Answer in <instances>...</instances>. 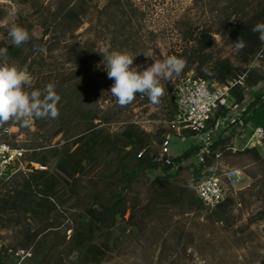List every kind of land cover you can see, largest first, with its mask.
Listing matches in <instances>:
<instances>
[{"label":"trees","instance_id":"obj_1","mask_svg":"<svg viewBox=\"0 0 264 264\" xmlns=\"http://www.w3.org/2000/svg\"><path fill=\"white\" fill-rule=\"evenodd\" d=\"M11 1L31 8L32 14H21L11 22L27 29L31 39L20 47L11 46L7 37L10 23L1 30L8 41H0V47L8 48V61L27 67L31 74L33 67L42 65L41 55L60 48L62 43L68 49V63L83 58L85 53L76 52L84 47L65 38L68 32L73 33L84 24V18L92 10L123 14L127 11L124 0H106L102 9L96 6V0H58L55 6L49 3L37 6L36 0ZM258 22H264V0H236L216 33L228 38L235 48L238 39L245 43L243 49L236 48L240 66L227 57H214L216 39L209 29L192 33V45L178 55L187 61L185 74L193 73L209 86L227 84L245 74V85H236L232 96L245 107L241 121L244 125L251 123L253 129L264 128V43L252 31ZM260 54L258 67L254 62ZM88 55L87 52V59ZM98 87L90 78H62L56 85L61 97L58 108L81 102ZM229 112L223 109L217 117ZM42 120H35L37 128H44L53 119H44L40 124ZM99 120L98 113L91 109L77 110L59 123L49 144L39 146V151L30 156L29 168L0 181V264H101L120 243L116 229L121 224L136 227L141 213L146 219L166 207L209 209L197 197L194 186L191 189L174 181L179 175L175 165L196 157L199 147L192 146L167 164L158 161L159 151L154 147L163 144L168 129L153 133L131 123L120 134H113L108 128H101L103 122L97 123ZM75 123L76 127L71 128ZM214 124L215 120L210 121V125ZM6 125L12 126L10 122ZM228 133L221 134L213 145L206 156V167L215 164L218 153H231ZM60 135L66 138L64 142L52 145V139ZM181 135L192 138L195 134L185 131ZM3 138L12 147L23 148L25 157L26 149L15 143L18 141L14 133ZM236 152L264 163L254 148ZM33 164L45 169H37ZM159 169L163 173H156ZM202 170L203 165L197 164V177ZM142 177L145 181L140 183ZM143 188L146 204L140 200ZM231 202L227 196L210 215L223 222ZM258 216L264 217V210ZM5 231L14 234L12 241H6L2 235Z\"/></svg>","mask_w":264,"mask_h":264},{"label":"rangeland","instance_id":"obj_2","mask_svg":"<svg viewBox=\"0 0 264 264\" xmlns=\"http://www.w3.org/2000/svg\"><path fill=\"white\" fill-rule=\"evenodd\" d=\"M235 1L124 0L126 14L115 10L105 13L92 10L84 18V24L73 33L68 32L65 38L79 42L84 47L76 52L85 53L83 58L77 63H68V49L62 43L60 48L52 52L45 51L41 55L42 65L33 67L32 76L34 87L41 90L49 82L57 85L62 78H90L99 87L81 102L61 106L59 117L44 128H37L35 120L30 127L9 121L18 142L15 139L13 141L26 149L22 165L15 166L14 172L20 173L29 168L30 156L39 151V146L49 144L51 136L60 127L59 123L80 109L97 112L100 118L97 123L103 122L101 128H108L113 134H120L131 123L153 133L167 129V123L176 111L171 93L187 74L183 71L179 77L161 81L166 92L159 105H153L147 96L137 94L131 104L121 107L110 94L114 81L108 79L103 65L105 49L127 50L136 56L133 66L139 65L142 71L154 63L146 55L157 58L178 56L184 48L192 45V33L209 29L216 39L214 57H227L240 66L237 49L228 38L216 34ZM57 2L36 0L34 4L38 6L40 3H49L55 6ZM95 3L102 9L106 0H96ZM31 12L28 6L15 4L11 0H0V41H8L2 29L21 14L27 16ZM34 18L38 19L36 16ZM8 62L19 65L18 62ZM105 119L109 121L104 122ZM76 125L73 124L71 128ZM64 139L60 135L52 139L51 144L63 143ZM192 146L194 140L191 137L171 133V145L166 153L173 160ZM154 148L159 151V146ZM220 164L224 168H241L245 173L228 194L232 202L223 222H218L216 216L210 215L215 209L166 207L153 212L146 219L141 213L136 227L121 224L116 229L115 234L121 237L120 243L101 264H262L264 217H259L258 213L264 210V163H256L251 156L229 153L222 156ZM196 165L195 155L176 164L175 170H179V175L174 181L192 189L202 175L201 171L200 176H196ZM156 173L163 172L159 169ZM143 181L145 178L142 177L140 183ZM142 191L140 200L146 204V188ZM2 235H5L6 241H12L14 236L8 231Z\"/></svg>","mask_w":264,"mask_h":264},{"label":"built area","instance_id":"obj_3","mask_svg":"<svg viewBox=\"0 0 264 264\" xmlns=\"http://www.w3.org/2000/svg\"><path fill=\"white\" fill-rule=\"evenodd\" d=\"M260 57L261 54L254 64ZM245 76V74L241 75L227 84L209 86L202 78L189 73L177 83L171 93L176 113L167 123L168 133L159 147L158 161L172 163V159L166 153L171 145V133L178 135L185 131L194 133L195 135L192 136L194 145L199 147L196 155L197 164L203 165L202 175L195 182L194 189L197 197L209 209H214L223 202L230 190L234 189L245 175L241 168L222 167L220 164L222 154L220 153L216 155V161L212 167L205 165L206 156L210 154L219 136L228 133L232 125L242 122L241 117L245 107L236 103L232 96V89L236 85L244 86ZM223 109H229L230 112L226 116L217 117ZM213 120L215 124L210 125V121ZM0 130V181H2L14 173L15 166L22 165L24 149L14 148L4 140L3 137H12L14 133L12 126L4 124L0 126ZM263 141L264 128L256 127L250 134L246 146L253 148ZM33 166L37 169H45L39 164H33Z\"/></svg>","mask_w":264,"mask_h":264},{"label":"clouds","instance_id":"obj_4","mask_svg":"<svg viewBox=\"0 0 264 264\" xmlns=\"http://www.w3.org/2000/svg\"><path fill=\"white\" fill-rule=\"evenodd\" d=\"M259 40L264 43V22L253 26ZM7 37L11 46L20 47L31 39L27 29L11 23L7 28ZM245 43L238 39L236 48L243 49ZM8 48L0 47V126L15 121L24 127H30L36 119H56L59 117L61 97L56 85L49 82L43 90L34 87V78L27 67L8 62ZM103 65L108 79L114 81L110 94L121 107L131 104L137 94L147 96L153 105H159L165 96L162 80L170 81L179 77L187 67L185 58L168 55L164 58L149 56L154 60L144 70L133 66L134 58L127 50L105 49Z\"/></svg>","mask_w":264,"mask_h":264},{"label":"crops","instance_id":"obj_5","mask_svg":"<svg viewBox=\"0 0 264 264\" xmlns=\"http://www.w3.org/2000/svg\"><path fill=\"white\" fill-rule=\"evenodd\" d=\"M255 65L258 66V63H256ZM251 131H253V125L251 123L244 125V123L241 122L231 126L228 133L229 136L231 137L229 145L232 146V150L230 154H236L237 153L236 151H242L247 148H252L246 146ZM253 148L264 158V141L259 143L256 147ZM243 156L247 157L249 155H243Z\"/></svg>","mask_w":264,"mask_h":264}]
</instances>
